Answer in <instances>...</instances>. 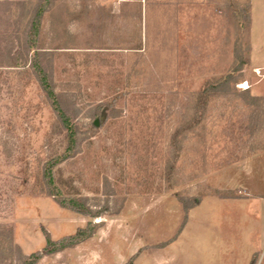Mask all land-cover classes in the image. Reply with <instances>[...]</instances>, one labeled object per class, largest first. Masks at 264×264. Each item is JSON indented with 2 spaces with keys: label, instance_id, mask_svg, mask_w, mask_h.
<instances>
[{
  "label": "rangeland",
  "instance_id": "obj_1",
  "mask_svg": "<svg viewBox=\"0 0 264 264\" xmlns=\"http://www.w3.org/2000/svg\"><path fill=\"white\" fill-rule=\"evenodd\" d=\"M42 2L0 0V264L4 238L31 255L79 230L96 238L82 260L121 264L188 220L175 251L190 264H264V0L53 1L37 50L77 129L54 176L92 218L43 181L68 140L30 67ZM238 57L236 83L202 95Z\"/></svg>",
  "mask_w": 264,
  "mask_h": 264
},
{
  "label": "trees",
  "instance_id": "obj_2",
  "mask_svg": "<svg viewBox=\"0 0 264 264\" xmlns=\"http://www.w3.org/2000/svg\"><path fill=\"white\" fill-rule=\"evenodd\" d=\"M54 0H43L41 5L36 10V13L33 17L31 27L28 32V42L29 46L32 50H34V55L31 58L30 67L38 79L40 87L44 91L47 96V99L50 102V105L56 115L59 117L63 127L67 132V150L61 156L55 157L49 160L43 171V181L46 186L47 192L50 196H53L57 199V202L63 207L68 210H71L75 213L81 214L86 217H93L90 210L86 208L85 205L78 199L73 198H66L63 197L59 187L57 186L55 176H54V169L63 161L67 160L69 156L73 153L76 145V135L77 129L74 124L70 121L67 117L66 113L64 112L60 99L56 93V90L49 79V75L45 68L42 65L40 60V55L38 52V38L41 33L42 21L44 15L47 13L48 9L52 5ZM239 58V57H238ZM237 58V61H238ZM240 60V58H239ZM240 66H237L232 73L228 74L225 78L218 79L215 83H211L208 87H206L202 95H210L212 93H218L226 88H231L232 85L236 83L234 74L241 70V67L246 62H242L240 60ZM92 234L84 232L83 230H79L76 235L69 236L59 241H53L49 236H47V244L42 251L35 252L31 255H24L21 250L13 244L12 237L4 238V242L8 244V250L12 251L11 255L8 258L12 259L11 264H38V262L45 256L53 255L59 252H62L66 249L73 248L76 245L80 244L81 242L85 241L86 239L90 238ZM4 251V250H3ZM7 252V251H6Z\"/></svg>",
  "mask_w": 264,
  "mask_h": 264
},
{
  "label": "crops",
  "instance_id": "obj_3",
  "mask_svg": "<svg viewBox=\"0 0 264 264\" xmlns=\"http://www.w3.org/2000/svg\"><path fill=\"white\" fill-rule=\"evenodd\" d=\"M195 223V220H188L184 229L179 232L177 237L173 239V241L168 244L166 247L157 248L156 246L150 248H139L137 252H134L132 256L130 254H126V251L123 249V253L121 254V264H190L188 262L187 253L185 251H175L176 247L180 244V238L183 237L185 231H188L189 228ZM99 234H97L98 236ZM183 235V236H182ZM96 238L89 239L85 242H82L76 245L73 249L74 251V260L76 264H100L97 259L93 258L90 261L82 260V254L78 255L77 251L82 250L83 248H87L89 245V241L94 240ZM177 245H176V244ZM68 251V250H67ZM66 251L56 253L53 255L43 257L38 264H54L58 257H62ZM96 253V252H93ZM131 257L133 258L132 262H130ZM69 261V260H68ZM93 261V262H92ZM63 264V263H57ZM108 264V263H107Z\"/></svg>",
  "mask_w": 264,
  "mask_h": 264
},
{
  "label": "bare ground",
  "instance_id": "obj_4",
  "mask_svg": "<svg viewBox=\"0 0 264 264\" xmlns=\"http://www.w3.org/2000/svg\"><path fill=\"white\" fill-rule=\"evenodd\" d=\"M247 87H243V89H246Z\"/></svg>",
  "mask_w": 264,
  "mask_h": 264
},
{
  "label": "water",
  "instance_id": "obj_5",
  "mask_svg": "<svg viewBox=\"0 0 264 264\" xmlns=\"http://www.w3.org/2000/svg\"><path fill=\"white\" fill-rule=\"evenodd\" d=\"M96 126H97V124H96Z\"/></svg>",
  "mask_w": 264,
  "mask_h": 264
}]
</instances>
